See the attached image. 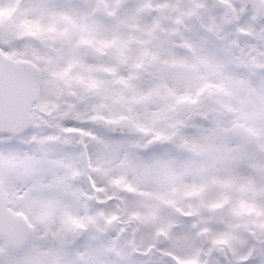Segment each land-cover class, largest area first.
Wrapping results in <instances>:
<instances>
[{
    "label": "snow or ice",
    "instance_id": "1",
    "mask_svg": "<svg viewBox=\"0 0 264 264\" xmlns=\"http://www.w3.org/2000/svg\"><path fill=\"white\" fill-rule=\"evenodd\" d=\"M0 264H264V0H0Z\"/></svg>",
    "mask_w": 264,
    "mask_h": 264
}]
</instances>
